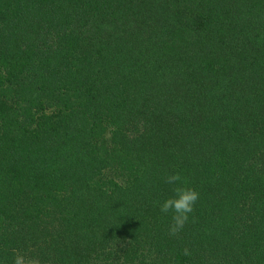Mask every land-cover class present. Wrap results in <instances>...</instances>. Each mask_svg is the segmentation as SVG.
Segmentation results:
<instances>
[{"label": "trees", "instance_id": "1", "mask_svg": "<svg viewBox=\"0 0 264 264\" xmlns=\"http://www.w3.org/2000/svg\"><path fill=\"white\" fill-rule=\"evenodd\" d=\"M178 172L199 192L169 232ZM264 264V0H0V264Z\"/></svg>", "mask_w": 264, "mask_h": 264}, {"label": "clouds", "instance_id": "2", "mask_svg": "<svg viewBox=\"0 0 264 264\" xmlns=\"http://www.w3.org/2000/svg\"><path fill=\"white\" fill-rule=\"evenodd\" d=\"M165 182L173 186V195L160 203V211L164 214L172 213V223L169 228L171 235H177L189 220L194 206L199 199V192L187 186V181L178 173L167 175ZM14 264H40L37 258L17 252Z\"/></svg>", "mask_w": 264, "mask_h": 264}]
</instances>
